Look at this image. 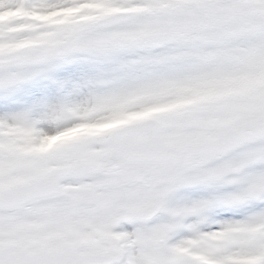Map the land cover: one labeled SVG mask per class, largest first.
<instances>
[{"label": "snow or ice", "instance_id": "6c2138e0", "mask_svg": "<svg viewBox=\"0 0 264 264\" xmlns=\"http://www.w3.org/2000/svg\"><path fill=\"white\" fill-rule=\"evenodd\" d=\"M0 264H264V0H0Z\"/></svg>", "mask_w": 264, "mask_h": 264}]
</instances>
